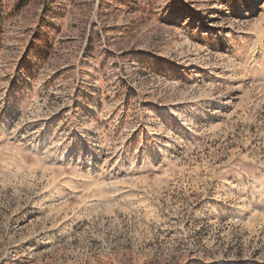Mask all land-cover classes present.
Returning <instances> with one entry per match:
<instances>
[{
	"label": "rangeland",
	"instance_id": "374dc122",
	"mask_svg": "<svg viewBox=\"0 0 264 264\" xmlns=\"http://www.w3.org/2000/svg\"><path fill=\"white\" fill-rule=\"evenodd\" d=\"M0 264H264V0H0Z\"/></svg>",
	"mask_w": 264,
	"mask_h": 264
}]
</instances>
